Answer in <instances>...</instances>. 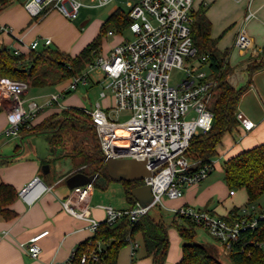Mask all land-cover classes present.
<instances>
[{"label": "built area", "instance_id": "1", "mask_svg": "<svg viewBox=\"0 0 264 264\" xmlns=\"http://www.w3.org/2000/svg\"><path fill=\"white\" fill-rule=\"evenodd\" d=\"M94 1L92 6H103L112 0ZM126 3L130 8L128 28L133 38L115 45L108 55H98L81 75L72 77L69 84V88L75 90L78 85L86 84L92 73L100 74V96L104 98L111 94L115 99L109 111L99 102L86 110L99 141L100 153L108 157L147 159L152 171V175L143 180L152 186V203L142 206L137 202L130 209L104 206V221L110 225L125 217L135 222L153 208L164 207L165 198L182 197L188 186L204 180L215 167L213 159L188 172L194 163L185 156L192 137L212 128L214 112L210 104L217 86L207 56L198 57L192 38L196 0H126ZM202 4L206 5V0ZM24 6L33 18L57 11L73 20L79 17L84 4L80 0H28ZM0 29L11 31L8 26H0ZM39 43V39L32 41L30 49H36ZM50 43L51 39L47 38L45 44ZM236 45L240 48L252 46L245 31L237 37ZM15 53L20 54V51ZM176 67L184 68L186 77L173 85L171 72ZM29 91L27 81L0 76V103L11 102L7 112L8 125L3 131L5 136H19L23 125L31 127L32 119L45 106H61V98L66 95L65 91H58L41 102L29 98ZM121 111L131 113L126 121L112 118L111 113ZM243 123L246 129L253 126L247 118ZM119 129L125 133H120ZM85 167L83 165L77 171L81 172ZM92 175L91 182L71 188L62 204L75 217L88 220L95 233L101 222L92 217L90 199L100 174ZM41 186L43 190L51 188L36 176L21 189L19 196L32 204ZM234 193L230 191V194ZM172 212L179 218H191L199 227L206 228L227 251L241 232L255 230L264 221V208L258 210L254 206L243 207V216L232 222L211 211L188 205L175 207ZM47 233V230L38 233L29 241L27 250L33 257H39V240ZM137 246V242L133 243V254ZM95 248L83 254L81 264H99L102 243ZM74 254L75 251L64 264H73Z\"/></svg>", "mask_w": 264, "mask_h": 264}, {"label": "crops", "instance_id": "2", "mask_svg": "<svg viewBox=\"0 0 264 264\" xmlns=\"http://www.w3.org/2000/svg\"><path fill=\"white\" fill-rule=\"evenodd\" d=\"M201 4L196 6V9ZM117 9L119 7L115 8ZM206 9L212 23L211 35L214 39H218V48L228 53V63L233 67L228 79L234 87H243L249 78V64L264 55V0H209V6ZM79 18L80 15L77 19L71 20L57 11L33 18L23 4H14L12 0H9L8 4L0 9V26H8L11 31L0 29V50L7 48L14 53L19 50L20 53L28 54L32 51L29 44L39 39L37 50L51 47L76 56L98 36L105 23L101 24L99 30L98 25H87L79 30L76 23ZM109 31L113 33L110 34ZM243 31L252 41V46L249 48H240L236 45V39ZM111 36L113 37L106 43ZM47 38L51 39L49 45L45 44ZM125 39L129 38L123 35V31L119 32L114 27L109 29L103 35L99 55L109 53L115 45ZM98 75L101 78L100 74ZM71 78L55 85L58 91L63 90L66 93L64 101L61 102L62 105L45 106L32 119L31 127L41 124L54 115L59 116L65 109L77 108L86 113L87 109L95 107L98 102L106 111L114 105L115 99L111 94L104 98L99 95L101 101L97 100L95 105L83 104L78 94H72L78 87L75 90L69 88ZM91 81L93 79L90 75L88 82L84 85L91 84ZM97 83L102 86L100 80ZM37 87L39 86H30L28 96L41 102L50 94L58 92L56 90L37 96ZM10 106L11 102L7 100L0 103V161L6 160L0 163V185L7 184L14 187L18 196L2 207L4 210L14 211L12 216H7L6 212L0 208V264H64L80 244L94 235L88 220L75 217L66 211L62 204L71 190L66 182L68 177L80 172L76 167L78 157L74 151L70 150V146L56 147L49 132L38 134L23 132L19 136H5L3 131L8 125L7 112ZM239 112L252 122L253 126L251 129H246L241 120L237 127L225 134L217 155L224 160L264 143V69L254 73L251 87L240 100ZM88 120L90 122V119ZM37 135H45V143L50 141L51 148L42 145L44 151L41 155L45 154L43 157L39 156L37 145L32 143V138ZM69 143L72 142L69 141ZM54 147L55 151L52 153ZM45 164H49V168L44 166ZM219 165L220 161L216 160L214 169ZM220 168L223 171V165ZM36 176H39L43 183L51 188L43 190L42 186L39 187L37 199L32 204H28L19 196V192ZM112 181L117 180L110 177L105 182L100 174L95 186L98 182L107 187ZM124 188L128 205L118 209H130L134 202L128 198L125 184ZM239 191L244 194L242 197H239ZM95 196L94 187L90 199L92 217L102 222L106 217L105 204L93 205ZM214 197H217V201ZM247 199L245 189L230 194L224 179L211 178L205 183L202 180L188 186L180 198H166L165 208L166 211L171 212L170 217L175 216H173V208L184 205L226 216L232 208L246 204ZM135 201L138 202L136 198ZM109 206L113 207L110 204ZM158 208L160 212L157 210L154 215L163 218L162 209ZM261 208L264 206H256L258 210ZM46 230L48 233L39 240L40 255L35 258L27 250L28 243L33 236ZM168 234L170 246L165 264H177L183 256V239L177 228L173 226L169 227ZM136 242L138 246L133 254V243ZM220 250L222 251L221 247ZM117 264H154V258L147 254L142 239L138 237L121 248Z\"/></svg>", "mask_w": 264, "mask_h": 264}, {"label": "trees", "instance_id": "3", "mask_svg": "<svg viewBox=\"0 0 264 264\" xmlns=\"http://www.w3.org/2000/svg\"><path fill=\"white\" fill-rule=\"evenodd\" d=\"M8 1L0 0V9L4 8ZM193 16L192 38L198 49V57L207 56L206 61L217 80V86L210 104L214 112L212 128L208 132L194 135L185 152L188 160L194 163L188 168V172L199 169L205 163L213 161L218 155V148L225 134L241 123L239 103L251 87L254 73L264 69V55H262L249 64V78L246 85L240 88L234 87L228 79L233 67L228 63V53L218 48V39H214L211 35L212 23L207 16L205 5L201 4L194 11ZM130 22L128 13L121 8L115 10L102 25L98 36L76 56L51 47L41 50L34 49L28 54H15L7 48H2L0 50V76L24 80L34 87L56 85L67 78L79 76L99 55L103 35L108 31L107 26L112 25L117 31L122 32ZM81 116L86 117L87 120L90 119L82 109H65L60 116L49 117L35 127L23 125L20 133L49 132L56 147L70 146V150L76 153L78 157L76 167L86 166L81 169V172L86 174L97 172L102 174L106 182L110 176L106 162L100 155V145L95 129L92 126H83L79 121ZM69 141L72 143L70 144ZM60 152L62 153L63 150ZM5 161L2 159L0 163ZM223 173L230 191L245 189L248 196L246 204L242 207L236 206L228 215L221 216L232 222L243 216L241 213L243 207L254 206L256 208L255 202L264 194V143L225 160ZM123 182L126 185L128 198L134 201L132 205L134 207L136 201L129 191L144 184V181ZM17 196L18 192L14 187L1 184L0 208ZM2 211L6 212L7 216L14 214L12 210L2 208ZM171 226L177 228L184 241L183 256L177 264H224L220 258V247L217 245L220 242L217 241L216 244L196 241L199 226L191 218L174 216L172 222L167 224L163 218L156 217L151 211L135 222H132L129 217L113 225L105 221L101 222L94 235L76 248L73 264H81L83 254L96 249L98 243L103 245L99 264H117L121 248L138 237L142 239L147 254L153 256L154 264H165L170 246L168 230ZM260 243H264V221H261L260 227L255 230L241 232L238 240L233 242L228 251L231 263L264 264V246H259Z\"/></svg>", "mask_w": 264, "mask_h": 264}, {"label": "rangeland", "instance_id": "4", "mask_svg": "<svg viewBox=\"0 0 264 264\" xmlns=\"http://www.w3.org/2000/svg\"><path fill=\"white\" fill-rule=\"evenodd\" d=\"M14 4H25L28 0H12ZM84 6L81 9L80 13V18L76 21L77 27L79 30H82L83 27H86L87 25H98V30L101 26L102 23H104L108 17L111 15V13L115 10L116 7H119L123 9L126 13L129 12L130 8L126 3V0H112L108 2V4L103 5V6H92L95 4L94 0H80ZM202 0H196L195 5L199 6L201 4ZM207 4L205 7L209 6V0H206ZM89 5V6H88ZM113 28L112 25H108L107 29ZM123 35L125 37H128L129 39L133 38V33L130 31L129 28H126L123 31ZM113 36L109 37L106 40V43H108V40L111 39ZM109 53H106L105 55H108ZM186 77V70L184 68H174L171 72V84L176 85L178 84L183 78ZM91 78L93 81H91V84L89 85H84L80 84L78 88L72 92L75 94H78V98L83 104L90 105V103H93L95 105V102L100 99V90L102 86L97 83L101 78L99 77L98 74L92 73ZM70 78H67L61 82H64L66 80H69ZM59 82V83H61ZM57 83V84H59ZM58 91V88L53 85V86H47V87H37V96H43L44 94L50 93L51 91ZM248 97V96H247ZM247 99V98H245ZM64 101V97L61 98V102ZM101 101V99H100ZM61 115V114H60ZM59 115V116H60ZM112 118L116 119L119 122L126 121L131 113L126 112V111H121L119 113H111ZM79 121L82 122V125H88L91 126L89 120L86 119V117L81 116L79 118ZM214 160H219L220 165L215 168L209 175L208 178L205 180L204 183L207 182L209 179H219L223 180L224 179V173L221 170L220 166L224 165V158H220L219 156H215ZM99 182V181H98ZM97 182V185L95 186V198L93 199V205L96 204H105V206L113 205L115 209H118L120 207H124L125 205H128L127 199H126V194H125V188H124V183L122 181H112L110 185L107 187H104L103 185H100V183ZM99 184V185H98ZM242 192L239 191V197H242ZM215 201H217V197H214ZM166 200V198H165ZM255 205L257 207L264 206V194L260 199H258L257 202H255ZM159 206L155 207L154 209L151 210L152 214L154 215V212L157 213L159 211ZM162 209V214L165 223L170 224L172 222L173 217H170L169 211H166L167 209L164 207H161ZM174 216V214H173ZM196 241L202 242V243H215L217 240L206 230L204 227H197V237ZM184 243V241H183ZM222 251L220 250V258L223 261L224 264H232L231 260L228 256V251L225 250L222 244H218ZM224 252V253H223Z\"/></svg>", "mask_w": 264, "mask_h": 264}, {"label": "water", "instance_id": "5", "mask_svg": "<svg viewBox=\"0 0 264 264\" xmlns=\"http://www.w3.org/2000/svg\"><path fill=\"white\" fill-rule=\"evenodd\" d=\"M239 117L242 121L246 119L242 113L239 114ZM45 141V135H37L32 138V143L37 145V150L40 157L45 155H41L42 151H44L42 145L50 147V141L48 140L46 143ZM54 151L55 147L51 152L53 153ZM100 155L106 162L109 176L114 180L128 182L143 181L145 178L152 175V171L148 167L147 159H137L134 157H108L102 153H100ZM44 166L49 168V164H45ZM93 178L94 175H87L83 172H77L68 177L66 182L71 188H74L75 186L91 182ZM129 192L142 206L149 205L154 199L152 186L147 183L136 186L130 189Z\"/></svg>", "mask_w": 264, "mask_h": 264}, {"label": "bare ground", "instance_id": "6", "mask_svg": "<svg viewBox=\"0 0 264 264\" xmlns=\"http://www.w3.org/2000/svg\"><path fill=\"white\" fill-rule=\"evenodd\" d=\"M120 133H125L123 129L118 130Z\"/></svg>", "mask_w": 264, "mask_h": 264}]
</instances>
